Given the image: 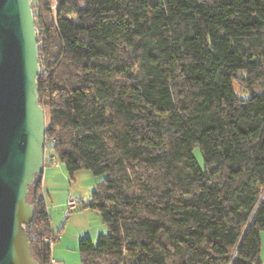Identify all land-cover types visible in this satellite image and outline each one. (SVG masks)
<instances>
[{
  "label": "trees",
  "instance_id": "1",
  "mask_svg": "<svg viewBox=\"0 0 264 264\" xmlns=\"http://www.w3.org/2000/svg\"><path fill=\"white\" fill-rule=\"evenodd\" d=\"M31 2L47 155L105 176L81 263L263 264L264 0ZM42 175L27 232L49 264Z\"/></svg>",
  "mask_w": 264,
  "mask_h": 264
},
{
  "label": "water",
  "instance_id": "2",
  "mask_svg": "<svg viewBox=\"0 0 264 264\" xmlns=\"http://www.w3.org/2000/svg\"><path fill=\"white\" fill-rule=\"evenodd\" d=\"M39 73L31 0H0V264H40L27 232L35 213L30 187L47 154Z\"/></svg>",
  "mask_w": 264,
  "mask_h": 264
},
{
  "label": "crops",
  "instance_id": "3",
  "mask_svg": "<svg viewBox=\"0 0 264 264\" xmlns=\"http://www.w3.org/2000/svg\"><path fill=\"white\" fill-rule=\"evenodd\" d=\"M66 176L60 163H53L47 159L42 175V186L43 196L52 218L53 233L56 237L52 245V258L63 264H76L80 257V240L88 237L94 241L97 235L93 228H98V232H103L105 227L102 226L100 216L88 208L84 210L78 208L69 216L65 214L67 200L73 195L69 191L64 192L59 187ZM83 204L82 200L79 206ZM261 257L264 262V234L262 235Z\"/></svg>",
  "mask_w": 264,
  "mask_h": 264
},
{
  "label": "rangeland",
  "instance_id": "4",
  "mask_svg": "<svg viewBox=\"0 0 264 264\" xmlns=\"http://www.w3.org/2000/svg\"><path fill=\"white\" fill-rule=\"evenodd\" d=\"M194 153H195V157L197 158V161L199 162V164L204 166V159H203V156L200 150L197 148L195 149ZM50 155L52 154L47 155V157H50ZM62 168L65 170L67 176L63 180L62 185L61 184L59 185L60 189H62L64 192L69 191V193H72L73 194L72 196L74 197H79V198L81 197L84 203H88L92 195V192H94L98 188L99 184L105 178V176L103 175H95L92 171L88 169H81L75 173L74 177H71L69 173L67 172L66 168L64 167V165H62ZM84 209L85 208H83L82 210ZM95 214H98V213L95 212ZM101 221H102V218H101ZM102 226L105 227V230L103 232H98L97 230L98 228H95V227L93 228V231H96L95 233L97 235L94 240L95 244H98V239L101 234L108 232V227L105 223H103V221H102ZM263 234H264V231L262 232V235ZM76 264H82L81 257H79L78 262Z\"/></svg>",
  "mask_w": 264,
  "mask_h": 264
},
{
  "label": "built area",
  "instance_id": "5",
  "mask_svg": "<svg viewBox=\"0 0 264 264\" xmlns=\"http://www.w3.org/2000/svg\"><path fill=\"white\" fill-rule=\"evenodd\" d=\"M47 159L53 160L54 163H59L57 158H56V155H51L50 157H47V154H46V161H47ZM80 203H81V199L79 197L70 196L67 200V203H66L65 214L67 216H69L73 211L78 209ZM55 239H56V237L49 238L48 241L53 245ZM49 264H63V263L51 258ZM263 264H264V262H263Z\"/></svg>",
  "mask_w": 264,
  "mask_h": 264
}]
</instances>
